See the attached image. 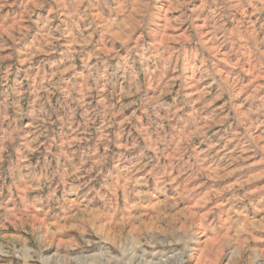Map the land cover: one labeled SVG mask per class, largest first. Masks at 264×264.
I'll use <instances>...</instances> for the list:
<instances>
[{
	"label": "rangeland",
	"instance_id": "374dc122",
	"mask_svg": "<svg viewBox=\"0 0 264 264\" xmlns=\"http://www.w3.org/2000/svg\"><path fill=\"white\" fill-rule=\"evenodd\" d=\"M0 264H264V0H0Z\"/></svg>",
	"mask_w": 264,
	"mask_h": 264
}]
</instances>
